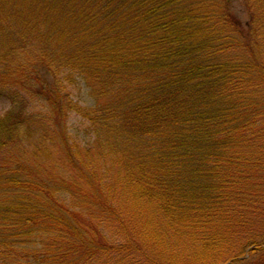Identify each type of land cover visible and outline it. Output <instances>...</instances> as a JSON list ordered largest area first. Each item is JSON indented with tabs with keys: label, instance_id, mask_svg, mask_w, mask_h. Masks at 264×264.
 I'll return each mask as SVG.
<instances>
[{
	"label": "trees",
	"instance_id": "1",
	"mask_svg": "<svg viewBox=\"0 0 264 264\" xmlns=\"http://www.w3.org/2000/svg\"><path fill=\"white\" fill-rule=\"evenodd\" d=\"M235 1L0 0V264H264V0Z\"/></svg>",
	"mask_w": 264,
	"mask_h": 264
},
{
	"label": "rangeland",
	"instance_id": "2",
	"mask_svg": "<svg viewBox=\"0 0 264 264\" xmlns=\"http://www.w3.org/2000/svg\"><path fill=\"white\" fill-rule=\"evenodd\" d=\"M241 3L242 1L240 2L239 0L235 1L234 3L236 8L240 11L243 9ZM82 86H80V90L76 89L75 91L72 92L74 99L78 100L82 105H90V106L93 105V102L87 95L86 88L84 86L83 88ZM83 127L84 125L78 117L72 116L69 118L67 123V130L74 137L77 136L78 137L77 140L83 137V133H82Z\"/></svg>",
	"mask_w": 264,
	"mask_h": 264
}]
</instances>
